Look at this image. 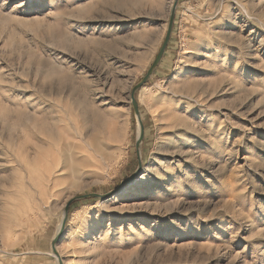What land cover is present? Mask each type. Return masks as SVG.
I'll return each instance as SVG.
<instances>
[{
  "label": "rangeland",
  "instance_id": "rangeland-1",
  "mask_svg": "<svg viewBox=\"0 0 264 264\" xmlns=\"http://www.w3.org/2000/svg\"><path fill=\"white\" fill-rule=\"evenodd\" d=\"M84 95L118 150L44 201L24 135ZM0 134V264H264V0H0Z\"/></svg>",
  "mask_w": 264,
  "mask_h": 264
},
{
  "label": "bare ground",
  "instance_id": "bare-ground-1",
  "mask_svg": "<svg viewBox=\"0 0 264 264\" xmlns=\"http://www.w3.org/2000/svg\"><path fill=\"white\" fill-rule=\"evenodd\" d=\"M222 38L221 40H223ZM195 39L196 40L194 43L196 44V42L199 41L200 38L196 35ZM200 46H198V49L200 48ZM191 48V46L186 47L183 55L180 58L181 63L183 60L188 58V55L192 52ZM192 78L195 79V77H191V79ZM198 84L199 83H197V85ZM149 88V86H143L141 89L142 95L145 94V92L149 90ZM197 89L199 90V88ZM177 93L182 96L188 95L184 88L179 89ZM195 98L200 97L197 96ZM59 99L60 102L57 101V103H55V107L57 106L58 109H53L51 113L43 117V123L35 126L38 129V135L33 136V134L26 133V135H24L25 137L22 136L24 137L23 141H25L24 143H21L22 146L20 147V149H23L24 151L23 154H17L21 156V159L18 157V159L21 160L19 161L18 166H20L28 174V177L24 174V176L27 177L26 182L28 183V185H31V187H34L39 196H43L44 201H47L46 199L48 194L50 195V193H53L54 190L59 187V185H61L65 180L78 177L90 167L97 169L98 166H102V163H104V160L106 158L112 160L111 155L118 150V148H115V145H112V141L118 139L119 132L116 129L110 128L108 122H106L104 119V112L95 104V102L89 100L85 95L84 97H76V99H72L73 101L71 99H67V101L64 103H61V98ZM25 112L26 113L23 112L21 114L22 117L26 118L27 121H30L32 119V115L27 111ZM31 113L34 112L31 111ZM24 133L25 132H23L22 134ZM139 133L141 134L140 128ZM29 142L31 143V145H28ZM148 167L150 166L145 165L141 170V173L150 170V168L148 169ZM25 172H22V174ZM143 176H141V178ZM138 180L139 178H135L130 182L136 183ZM28 185L26 184V186ZM34 194L35 193H33V195ZM118 194L119 192L113 195L112 198ZM50 196L49 199L51 198ZM37 198L35 199V201H38V203H41L43 201V198L41 201L40 197L39 200H37ZM62 214L63 215L60 219L58 231H60L61 229L65 212H63Z\"/></svg>",
  "mask_w": 264,
  "mask_h": 264
},
{
  "label": "water",
  "instance_id": "water-1",
  "mask_svg": "<svg viewBox=\"0 0 264 264\" xmlns=\"http://www.w3.org/2000/svg\"><path fill=\"white\" fill-rule=\"evenodd\" d=\"M174 15H175V9L173 10V13H172V16H171V21H170V25H169V28H168V32H167L166 38H165V40H164V43H163V45H162V47H161V49H160V51H159V53H158L156 59L154 60V62H153V64H152V66H151L149 72L146 74V76L143 78V80H142L139 84H137V85L134 87V89H133V91H132V94H131L132 105H133V107H134V111H135L136 115L138 116V121H139L140 129H141V135L139 136V138H138V140H137L138 143H139V141H141V139H142V137H143V135H144V126H143V123H142V121L140 120V117H139V112H140V111H139V103H138V99H137L136 92H137V90H139V89L141 88L142 85H144V84L147 82V80H148L149 77L151 76V73L154 71L155 67H157V65L159 64L160 60L162 59V56H163V54H164V52H165V49H166V47H167V45H168V43H169V40H170V36H171L172 28H173L172 26H173V21H174ZM90 196H100V195H99V194H95V193L84 194V195H80V196H78V197H76V198L70 200V201L67 203V205H66V207H65V213H66V214H65V218H64V220H63V223H62L61 229H60V231H59V234H61V233L64 231V228H65V225H66V221H67V217H68V212H69V209H70V205H71V203H72L74 200H77V199H84V198H88V197H90ZM59 234H58V235H59ZM57 237H58V236H57ZM53 249H54V251H56V250H55V245H54V244H53ZM56 254H57L58 259H59V264H62V261H61V259L59 258V254L57 253V251H56Z\"/></svg>",
  "mask_w": 264,
  "mask_h": 264
}]
</instances>
